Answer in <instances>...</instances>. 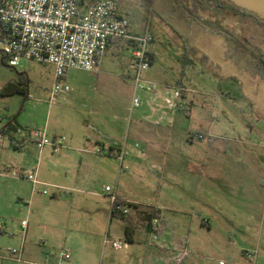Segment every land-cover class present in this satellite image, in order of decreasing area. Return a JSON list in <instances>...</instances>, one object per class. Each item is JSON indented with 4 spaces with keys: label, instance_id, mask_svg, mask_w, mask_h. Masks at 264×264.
Listing matches in <instances>:
<instances>
[{
    "label": "rangeland",
    "instance_id": "374dc122",
    "mask_svg": "<svg viewBox=\"0 0 264 264\" xmlns=\"http://www.w3.org/2000/svg\"><path fill=\"white\" fill-rule=\"evenodd\" d=\"M116 1L134 32L148 28L156 36L148 46L154 61L145 72L154 83L151 89L136 87L132 81L126 40L108 48L97 72L69 71L65 82L71 91L60 92L52 102L54 68L26 59L11 67L3 63L0 46V164L9 165L0 168L28 171L39 163L42 181L81 189L63 191L59 201H52L56 189L39 187L49 195L36 192L30 203L26 200L32 195L30 182L0 177V264H52L66 247L67 229H87L89 202L96 200L94 194L103 196L106 185H120L146 205H161L170 232L176 229L177 235L187 237L191 254L205 264L218 259L241 262L245 252H255V264H264V179L257 182L245 163L254 156L264 159V151L249 145L251 137H264V118L259 119L264 114V93L263 86L249 77L248 59L234 45L238 30L248 31L249 23L236 17L224 20L229 39L206 27L209 16L193 0ZM20 78L29 81L28 96H3L4 86ZM177 92L182 93L180 98ZM135 98L139 107L133 106ZM174 102H187L191 110L173 108ZM10 122L17 128L47 127L49 135L65 137L63 144L71 143L73 150L65 155L64 150L54 153L47 146L40 156L34 143L16 149L10 141L15 131L10 136L1 133ZM250 127L258 133L250 135ZM102 134L144 157L127 153L121 169L119 157L93 151L94 135ZM221 136L236 138L243 146L224 157L229 162L241 160L239 172L225 181L221 176L206 177V146L227 143ZM38 216L47 222L59 220L58 241L44 246L28 237L23 262L2 258L8 249H21L22 220L32 225ZM119 220L116 225H123V218ZM204 220H210L211 227ZM143 223V218L134 222Z\"/></svg>",
    "mask_w": 264,
    "mask_h": 264
},
{
    "label": "built area",
    "instance_id": "2783aa9c",
    "mask_svg": "<svg viewBox=\"0 0 264 264\" xmlns=\"http://www.w3.org/2000/svg\"><path fill=\"white\" fill-rule=\"evenodd\" d=\"M0 46L6 62L11 67H17L22 59L36 61L54 68V82L51 89L52 102L60 92H70L71 87L65 78L72 69L87 71L99 70V66L110 45L115 41L126 40L129 44L133 66L132 81L136 87L151 89L154 83L145 77V72L152 64L153 54L148 46L156 39L154 33L146 28L142 33L134 32L132 25L119 10L116 0H0ZM177 98L182 93H176ZM140 101L135 98L133 106L139 107ZM171 103L173 108L183 111L190 105ZM21 136H28L40 152L51 146L59 151L65 137H51L47 127L17 129ZM123 162V156H120ZM38 167L28 171L12 168H0V177L14 180L29 181L33 186L45 185L37 178ZM43 194H48L43 190ZM112 205L117 211L127 215L130 212L128 204L118 203L119 199L114 189L106 185L103 188ZM28 221L21 222L23 235L26 234ZM1 228V226H0ZM159 222L152 221V240H159ZM116 250L128 248V243L120 240H105ZM22 250L13 249L10 256H3L18 263L23 262ZM188 245L180 247L163 262L170 264H185L192 257ZM60 257L71 260L72 252L64 250ZM245 260L232 262L217 260L216 264H255L256 253L245 252Z\"/></svg>",
    "mask_w": 264,
    "mask_h": 264
},
{
    "label": "crops",
    "instance_id": "0c3cea01",
    "mask_svg": "<svg viewBox=\"0 0 264 264\" xmlns=\"http://www.w3.org/2000/svg\"><path fill=\"white\" fill-rule=\"evenodd\" d=\"M0 34H1V27H0ZM237 36L234 39V45L239 48L240 55L245 59H248V63L246 64V70L250 71L249 77L253 80L257 86H263V93H264V71L258 64L259 57L264 52V30L261 25L255 24L250 25L248 31L243 30L240 28L237 32ZM121 41H115L112 45H120ZM104 59V58H103ZM154 61V55L153 60ZM103 62V60H102ZM101 62V64H102ZM100 64V66H101ZM99 66V67H100ZM131 78V77H130ZM17 80H14L16 82ZM241 83V82H240ZM249 104L254 107V103L248 99ZM155 110V109H153ZM264 118V114H259V119ZM264 120V119H263ZM21 127H18L19 129ZM250 135L256 133L257 129L254 127H250L249 130ZM16 137L14 138V142L12 146L16 149H22L25 147L27 143H34L28 136H21L15 131ZM51 137H59L57 134L52 133ZM206 137L211 139V133H206ZM105 138L108 141L112 140L111 143H107L104 140ZM251 137L249 145L257 147L264 151V137L261 139H252ZM93 140L96 142L97 147L93 148L95 154L98 155H106L109 156H123V161L125 162V158L127 153L133 155L134 158L141 159L144 157V153L141 151H136L132 147H129L128 144L120 145L119 142H116V139H112L107 137V135H94ZM220 140L225 141L222 145H215L209 144L206 146V177H223L221 181H225L226 177H234L239 171L236 167L239 166L241 160H232L229 162L226 158H224L227 152L233 151L238 152L242 150L243 146L236 138H228L221 136ZM35 144V143H34ZM36 145V144H35ZM73 145L68 143V145H64L61 148V151L64 150V154H70L69 151L73 150ZM46 148V147H45ZM44 148V149H45ZM42 152L39 151V155L41 156ZM251 149V148H250ZM39 150V149H38ZM56 153L54 150H52ZM251 151V150H250ZM58 152V151H57ZM93 152V153H94ZM252 152V151H251ZM39 156V157H40ZM221 156L223 158H221ZM89 162V159H86ZM99 160V159H95ZM121 169H123V163ZM246 165L249 168V173L251 176H255L256 181L260 184L263 182L264 179V159H260L258 156H254L249 161H245ZM2 166H9L5 163H1ZM38 167L37 178L41 183L47 184L48 186H52L56 189V191L52 194L51 200H57L58 197L61 195L63 191H67L69 193H77L81 192L77 185L67 186L63 183H57L56 185H51L47 182L42 181L39 179V163L31 168L35 169ZM10 168V167H5ZM12 168V167H11ZM15 169V168H12ZM30 169V170H31ZM19 171H27L22 170V168L17 169ZM128 170V167L125 168ZM121 178V174L119 179ZM75 178V180H77ZM262 179V180H261ZM29 182V181H28ZM77 184L76 182H74ZM32 185V195L29 197L27 202H34L35 197L33 198L34 193H41L44 196L49 195L43 194V190H39V187H44L45 185ZM61 186V187H59ZM115 193L118 196L119 202L123 204H128L130 207V220L123 219L124 224H118L117 221H120L121 217L118 215L113 214V205L110 200L106 196H101L100 194H94L96 200H91L89 214L91 215L89 226L86 230H82L79 227L76 229H67L69 230V235H66L64 238L66 247L62 250H70L72 252V259L71 260H63L60 256L53 258L52 264H170L169 262H163L162 258H168L172 254H174L180 247L184 245H188L187 237L183 235H177L176 229L173 233L170 232L168 225L166 223V218L162 217V210L163 207L159 204L154 205H146L139 201L137 195H131L129 192L125 190V188L121 187L120 185H116L113 187ZM48 191V190H47ZM76 197H72L74 201ZM46 201H48L45 198ZM29 204V203H28ZM150 208H155L160 211V218L158 219L159 222V240L154 242L152 240L151 230L146 226L145 215L146 212ZM218 209L222 211L221 207L218 206ZM120 213V212H119ZM33 217L34 215L33 211ZM139 218L144 219L143 224L136 225L134 222ZM50 222H47L42 217L38 216L35 220L34 224H30L28 222V226L26 229L25 236L23 235L22 231V257L24 255V244L26 239L30 237V239L38 242V240L43 243L44 246L49 244H55L58 241L59 236V229L61 226L59 225V220H55L52 222V218H49ZM23 221V220H22ZM203 224L211 227L210 220H204ZM117 226V229L114 227ZM107 228L106 233L104 234V230ZM22 229V228H21ZM3 231L2 227L0 231ZM109 239L110 241H124L128 243L127 249L116 250L112 247L111 244H106L105 240ZM13 249H8L4 251L1 256H10L11 251ZM61 252V253H62ZM60 253V255H61ZM197 257H193L188 259L185 264H205L201 260L196 259ZM47 259V257H46ZM200 259V258H199ZM221 260V259H218ZM216 262V261H215ZM206 264H211L206 262ZM216 264V263H213Z\"/></svg>",
    "mask_w": 264,
    "mask_h": 264
},
{
    "label": "trees",
    "instance_id": "16d2710c",
    "mask_svg": "<svg viewBox=\"0 0 264 264\" xmlns=\"http://www.w3.org/2000/svg\"><path fill=\"white\" fill-rule=\"evenodd\" d=\"M193 1L203 10H206V14L209 16V18L206 21V27L211 29L214 33L224 35L229 39L231 38L229 35L230 33L227 30V28L223 27V22L228 17L251 16L256 20V22H258L259 25L264 27V20L259 19L258 16H256L255 14L247 12L246 10L236 6L235 4H233L228 0H193ZM2 61L3 63H6L4 57ZM258 64L264 71V52L259 57ZM28 87H29V81L27 80V78L26 79L20 78L16 82L14 81L8 82L3 88V96H12L15 93H21L28 96ZM10 131H17V127L14 125L13 122H10L9 125L1 133L4 135L9 134L10 136ZM10 141L13 144L14 138L12 136H10ZM116 205L117 204L113 206V214L118 215L123 219L130 220L131 218L129 213L127 215L119 213V211H117L116 209ZM159 218H160V211L155 208H150L145 215L147 228L152 231V221L158 220Z\"/></svg>",
    "mask_w": 264,
    "mask_h": 264
},
{
    "label": "water",
    "instance_id": "95a60500",
    "mask_svg": "<svg viewBox=\"0 0 264 264\" xmlns=\"http://www.w3.org/2000/svg\"><path fill=\"white\" fill-rule=\"evenodd\" d=\"M236 6L253 13L264 20V0H228Z\"/></svg>",
    "mask_w": 264,
    "mask_h": 264
},
{
    "label": "flooded vegetation",
    "instance_id": "af4514ba",
    "mask_svg": "<svg viewBox=\"0 0 264 264\" xmlns=\"http://www.w3.org/2000/svg\"><path fill=\"white\" fill-rule=\"evenodd\" d=\"M236 18H242V19L246 20L250 25L258 24V22H256V20L253 17H251V16H245V17L237 16Z\"/></svg>",
    "mask_w": 264,
    "mask_h": 264
}]
</instances>
